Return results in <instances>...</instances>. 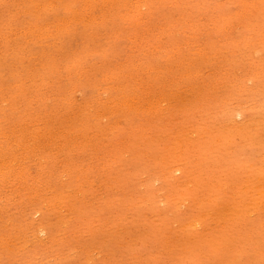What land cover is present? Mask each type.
Listing matches in <instances>:
<instances>
[{"label":"rangeland","instance_id":"374dc122","mask_svg":"<svg viewBox=\"0 0 264 264\" xmlns=\"http://www.w3.org/2000/svg\"><path fill=\"white\" fill-rule=\"evenodd\" d=\"M0 163V264H264V0H0Z\"/></svg>","mask_w":264,"mask_h":264},{"label":"bare ground","instance_id":"6f19581e","mask_svg":"<svg viewBox=\"0 0 264 264\" xmlns=\"http://www.w3.org/2000/svg\"><path fill=\"white\" fill-rule=\"evenodd\" d=\"M57 1H58V0H57ZM127 1H129V0H127ZM133 2H134V1H133ZM130 3H131V2H130ZM136 4H137V3H136ZM134 6H135V5H134ZM141 8H142V7H141ZM141 8H140V9H141ZM140 9H139V10H140ZM145 10H146V9H145ZM145 10H143V11L145 12ZM165 19H166V18H165ZM197 22H198V21H197ZM233 26H234V25H233ZM196 34H197V33H196ZM196 34H195V35H196ZM136 35H137V34H136ZM178 45H179V44H178ZM178 45H177V46H178ZM183 47H184V46H183ZM185 55H186V54H185ZM27 61H28V60H27ZM27 61H26V62H27ZM250 64H251V63H250ZM161 65H162V64H161ZM226 66H227V65H226ZM156 68H157V67H156ZM196 69H197V68H196ZM208 69H209V68H208ZM206 72H207V71H206ZM125 73H126V72H125ZM186 74H187V73H186ZM178 75H179V74H178ZM179 77H181V76H179ZM173 78H174V77H173ZM181 78H182V77H181ZM175 79H176V78H175ZM173 80H174V79H173ZM177 80H178V79H177ZM179 81H180V79H179ZM146 82H147V81H146ZM201 82H202V81H201ZM173 83H174V82H173ZM173 83H172V84H173ZM147 84H148V83H147ZM164 84H166V83H164ZM164 84H163V85H164ZM167 84H168V83H167ZM163 85H162V86H163ZM2 86H3V85H2ZM107 86H108V83H107ZM112 86H113V85H112ZM190 86H191V84H190ZM200 86H201V85H200ZM173 87H174V86H173ZM210 87H211V86H210ZM2 88H3V87H2ZM107 88H108V87H107ZM107 88H106V89H107ZM149 88H150V87H149ZM149 88H148V89H149ZM168 88H169V87H168ZM24 89H25V88H24ZM146 89H147V88H146ZM160 89H161V88H160ZM170 90H171V89H170ZM162 91H163V90H162ZM165 91H166V90H165ZM168 91H169V90H167V92H168ZM173 91H174V90H173ZM106 92H107V91H106ZM135 92H136V91H135ZM76 93H77V92H75V94H76ZM108 93H109V92H108ZM160 93H161V92H160ZM162 93H163V92H162ZM170 93H171V92H170ZM173 93H174V92H173ZM165 94H166V93H165ZM131 95H132V94H131ZM131 95H130V96H131ZM144 95H145V94H144ZM172 95H173V94H172ZM116 96H117V95H116ZM128 96H129V95H128ZM130 96H129V97H130ZM132 96H134V95H132ZM137 96H138V95H137ZM155 96H156V95H155ZM94 97H95V96H94ZM151 97H152V96H151ZM137 98H139V97H137ZM155 98H156V97H155ZM115 99H117V98H115ZM48 100H49V99H48ZM118 100H119V99H118ZM122 100H123V99H122ZM152 100H153V98H152ZM156 100H157V99H156ZM1 101H2V100H1ZM15 101H16V100H15ZM123 101H125V100H123ZM157 101H158V100H157ZM88 102H89V101H88ZM150 102H151V101H150ZM152 102H153V101H152ZM152 102H151V103H152ZM46 103H47V102H46ZM111 103H112V102H111ZM141 103H142V102H141ZM154 103H155V101H154ZM163 103H164V102H163ZM163 103H162V104H163ZM90 104H91V103H90ZM153 105H154V104H153ZM157 105H158V104H157ZM82 106H83V105H82ZM89 106H90V105H89ZM89 106H88V107H89ZM93 106H94V105H93ZM140 106H141V105H140ZM140 106H139V107H140ZM151 106H152V105H151ZM90 107H91V106H90ZM141 107H142V106H141ZM146 107H147V105H146ZM149 107H150V106H149ZM240 107H241V105H240ZM15 108H16V107H15ZM15 108H14V109H15ZM77 108H78V107H77ZM108 108H109V107H108ZM142 108H143V107H142ZM144 108H145V107H144ZM155 108H156V107H155ZM158 108H160V106H159ZM123 109H124V108H123ZM163 109H164V107H163ZM119 110H120V109H119ZM150 110H151V109H150ZM161 111H162V110H161ZM78 112H79V111H78ZM101 112H103V111H101ZM78 114H79V113H78ZM109 114H110V113H109ZM98 115H100V114H98ZM101 115H102V114H101ZM90 116H91V115H90ZM118 117H119V116H118ZM121 117H122V116H121ZM146 118H147V117H146ZM230 118H231V117H230ZM93 119H94V118H93ZM93 119H92V120H93ZM84 120H85V119H84ZM92 120H91V121H92ZM117 120H118V119H117ZM119 120H120V119H119ZM232 120H233V118H232ZM91 121H90V122H91ZM120 121H121V120H120ZM126 121H127V119H126ZM86 122H88V121H86ZM102 122H103V121H102ZM82 123H83V121H82ZM91 123H92V122H91ZM75 126H76V125H75ZM113 126H114V125H113ZM126 126H127V125H126ZM126 126H125V127H126ZM72 127H73V126H72ZM97 127H98V126H97ZM142 127H143V126H142ZM75 129H76V128H75ZM117 130H118V129H117ZM158 131H159V130H158ZM28 132H29V131H28ZM103 132H104V131H103ZM24 133H25V132H24ZM44 134H45V133H44ZM108 134H109V133H108ZM24 135H25V134H24ZM114 135H115V134H114ZM162 135H163V134H162ZM133 136H134V135H133ZM6 137H7V136H6ZM10 137H11V136H10ZM22 137H23V136H22ZM83 137H84V136H83ZM28 138H29V137H28ZM45 138H46V137H45ZM116 138H117V137H116ZM80 139H81V138H80ZM120 139H121V138H120ZM125 139H126V138H125ZM131 139H132V138H131ZM108 140H109V138H108ZM13 141H14V140H13ZM89 141H90V139H89ZM132 141H133V140H132ZM7 142H8V141H7ZM12 143H13V142H12ZM70 143H71V142H70ZM82 143H83V142H82ZM86 143H87V142H86ZM89 143L91 144V142H89ZM110 143H111V142H110ZM121 144H122V143H121ZM127 144H128V143H127ZM68 145H69V144H68ZM79 145H80V144H79ZM84 145H85V144H84ZM109 145H110V144H109ZM125 146H126V144L124 145V147H125ZM107 148H108V147H107ZM111 148H113V146H112ZM117 148H118V147H117ZM117 148H116V149H117ZM124 149H125V148H124ZM8 150H9V149H8ZM109 150H110V149H109ZM114 150H115V149H114ZM119 150H120V149H119ZM121 150H122V148H121ZM111 151H112V150H111ZM11 156H12V154H11ZM110 156H111V155H110ZM101 159H102V158H101ZM113 159H114V158H113ZM16 160H17V159H16ZM141 160H142V159H141ZM3 161H4V160H3ZM13 161H14V160H13ZM66 161H67V160H66ZM66 161H65V162H66ZM70 161H71V160H70ZM14 162H15V161H14ZM93 162H94V161H93ZM6 163H7V162H6ZM88 163H90V162H88ZM91 163H92V162H91ZM0 164H1V163H0ZM10 164H11V163H10ZM42 164H43V163H42ZM129 164H130V163H129ZM67 165H69V164H67ZM1 166H2V165H1ZM1 166H0V167H1ZM11 166H13V165H11ZM65 166H66V165H65ZM92 166H93V165H92ZM3 168H4V166H3L1 169H3ZM6 168H7V167H6ZM71 171H72V170H71ZM79 171H80V170H79ZM21 172H22V171H21ZM21 172H20V173H21ZM52 172H53V171H52ZM64 172H65V171H64ZM76 172H77V171H76ZM76 172H75V173H76ZM20 173H19V176H20ZM72 175H73V173H72ZM77 176H78V175H77ZM23 177H24V176H23ZM64 177H65V176H64ZM24 179H25V178H24ZM63 179H64V178H63ZM20 180H21V179H20ZM61 180H62V179H61ZM72 181H73V180H72ZM65 182H66V181H65ZM63 183H64V182H63ZM75 183H76V182H75ZM144 183H145V182H144ZM61 184H62V183H61ZM69 184H70V183H69ZM64 186H65V185H64ZM67 187H68V186H67ZM74 188H75V187H74ZM52 189H53V188H52ZM68 189H69V188H68ZM83 193H84V192H83ZM87 193H88V192H87ZM9 195H10V194H9ZM83 196H84V195H83ZM58 197H59V196H58ZM65 197H66V196H65ZM65 199H66V198H65ZM83 199H84V198H83ZM63 202H64V201H63ZM89 203H90V202H89ZM62 204H63V203H62ZM63 212H64V211H63ZM35 214H36V213H35ZM81 217H82V216H81ZM63 222H64V221H63ZM67 223H68V222H67ZM174 223H175V222H174ZM120 230H121V229H119V232H120ZM125 234H126V233H125ZM32 246H33V245H32ZM89 250H90V249H89ZM150 253H151V252H150ZM107 259H108V258H107Z\"/></svg>","mask_w":264,"mask_h":264}]
</instances>
